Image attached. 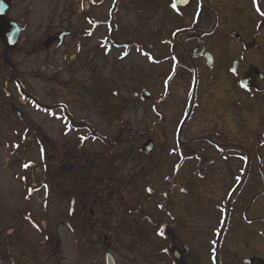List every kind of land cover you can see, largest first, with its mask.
I'll return each mask as SVG.
<instances>
[{
	"label": "rangeland",
	"instance_id": "1",
	"mask_svg": "<svg viewBox=\"0 0 264 264\" xmlns=\"http://www.w3.org/2000/svg\"><path fill=\"white\" fill-rule=\"evenodd\" d=\"M11 1L7 17L24 32L17 50L6 54L16 74L0 72V251L32 264L31 254L44 250L56 254L52 263L73 264L74 249L85 247L84 234H100L107 240L101 238L99 247L113 250L123 264H172L164 233L173 230L175 213L182 217L183 186H206L197 191L207 196L220 189L222 196L236 175L238 184L256 183L251 198L264 201V181L255 182V173L250 180L244 170L242 179L244 160L213 147L220 136L222 143L254 151L261 132L253 133L249 111L232 103L231 63L219 59L211 69L193 63L194 102L190 74L167 58L170 29L161 0ZM65 26L86 38L70 37L58 52L39 49L46 35ZM134 40L151 57L121 46ZM2 50L0 43L5 57ZM258 67L264 75V66ZM144 91L151 99H141ZM35 100L55 109H38ZM125 125L142 137L113 149L106 145L104 139ZM147 139L155 143L150 156L138 152ZM199 142L197 169L195 159L182 163L176 144L197 149ZM205 211L213 220L211 203ZM198 223L200 233L203 221ZM191 236L180 232L178 241ZM196 247L201 264L215 261L203 240ZM225 259L227 254L224 264H235Z\"/></svg>",
	"mask_w": 264,
	"mask_h": 264
},
{
	"label": "flooded vegetation",
	"instance_id": "2",
	"mask_svg": "<svg viewBox=\"0 0 264 264\" xmlns=\"http://www.w3.org/2000/svg\"><path fill=\"white\" fill-rule=\"evenodd\" d=\"M11 2L9 4L12 8ZM161 3L166 14V27L170 29V36L165 41L168 49L167 56L174 63L189 62L193 65L195 62H200L202 65H207V60L203 56V51H205L212 56L213 64L220 59L223 62L229 61L231 65L237 62L238 67L241 65L239 69L237 67L226 70L229 76L228 81L231 84L230 91L237 98L232 99V103L235 106L244 107L246 112L248 110V114L253 120L252 123L255 124V129L252 132L254 133L258 129H261V132L259 137H256L258 140L254 151L236 142L222 143L224 140L219 137L217 141L220 143L216 141L214 146L217 147V150H231L233 153L228 158L244 160L239 177H242L244 170L250 175V180L252 174L255 173L257 177L255 182L264 181V75L258 67L259 65L264 66V0H181L182 6H175V0H161ZM63 30H70L71 34L67 38L74 36L77 41L86 38L87 33L85 35L78 34L65 26V28H59L57 32L46 35L45 39L47 40L49 36ZM109 30H111L110 27ZM23 32L22 26L21 34ZM110 35L112 36V34ZM44 40L38 45L39 49L45 52L55 49L58 52L65 47L67 39L62 47H57L55 44L49 49L44 48ZM121 46L137 47L138 52H141L142 48L138 40H134L132 43L129 41L127 45L122 43ZM212 47L228 48L231 52L224 55L220 53L221 56H219L214 54ZM16 50L17 47L14 51ZM144 53L142 55L145 56L147 53L150 56L149 50ZM182 53L185 55L184 57ZM242 65H245L243 71L241 70ZM238 72L242 73L236 75ZM244 82L245 87L242 85ZM238 90H241L244 96H235L233 92ZM252 138L255 137L252 135ZM200 139L203 141L202 138ZM220 154L224 156L222 153ZM204 170L206 171V169ZM232 177L233 184L223 185L226 190L222 196L220 189L217 191L219 195H216V191L213 192L215 196L198 193L197 190L208 188L203 185L182 187V192H184V199L181 201L182 217L179 218L175 213V216L171 217L175 224L172 226L173 230L166 231L164 234L170 241L169 251L173 246L187 248V252L183 256L187 264H201L199 256L195 253V250H198L196 246L200 239L203 240L205 249L209 253L217 254L219 264L225 263L223 261L226 254L229 260H225H232L235 264H264L262 257L264 255L263 198L259 197L262 199L257 201L261 203H257L251 198V192L257 186L256 183L243 185L245 180L238 184L236 175ZM210 203L214 210L211 221L205 211L206 206H209ZM204 219L208 221L205 222ZM200 221H203V226L200 233H197L195 232L197 231L196 226L200 224L198 223ZM180 232H185L186 235L191 232V241L187 239L186 242L180 243L178 241ZM204 233L206 237L203 236ZM92 236L95 237V240L91 238ZM83 238L86 242L85 247L74 249L73 264H107L109 255L115 264H123L120 259L118 260L113 250L99 247L101 238L107 240L103 235L84 234ZM8 251H5L8 258L3 264H26L22 260L23 255L18 258ZM55 255H46L44 250H36V253L31 254L32 264H55L52 263L55 260L52 257ZM45 259L51 263H45Z\"/></svg>",
	"mask_w": 264,
	"mask_h": 264
},
{
	"label": "water",
	"instance_id": "3",
	"mask_svg": "<svg viewBox=\"0 0 264 264\" xmlns=\"http://www.w3.org/2000/svg\"><path fill=\"white\" fill-rule=\"evenodd\" d=\"M180 0H175L176 5H179ZM10 10V5L7 4L6 1L0 0V25L2 26L1 32H0V42L2 45L8 49L13 50L19 39H20V33H21V27L19 24L11 22L7 19V12ZM69 30L61 31L60 33H56L45 40L44 47L45 49L50 48L55 42H57V46L60 47L63 44L64 38L68 35H70ZM207 59V63L209 66L213 65L212 56L208 53H204V55ZM238 63L236 62L234 64V68H237ZM245 85V82H244ZM144 100L151 99L150 94L147 92L143 93ZM140 152L144 155H150L154 151V141L149 139L146 142L142 144V146L139 148ZM187 252V248L185 247H176L173 246L171 248V254L173 256L174 263L173 264H187L183 258L184 254ZM107 264H115L112 257L107 258Z\"/></svg>",
	"mask_w": 264,
	"mask_h": 264
},
{
	"label": "trees",
	"instance_id": "4",
	"mask_svg": "<svg viewBox=\"0 0 264 264\" xmlns=\"http://www.w3.org/2000/svg\"><path fill=\"white\" fill-rule=\"evenodd\" d=\"M2 53L5 55V57L0 56V57H2V61H3V64L0 65V72L8 73L10 75L16 74V71H15V68H14L13 64L8 60L7 55H6V54L9 53V51L6 50L5 48H3ZM182 56L184 57L185 55H182ZM175 68H176V70L178 72H180L181 70L182 71L183 70H186L190 74L191 77L193 76L192 71H191V66L187 62H185V63H177ZM28 98L27 99L29 101L32 100V98H30V97H28ZM120 98H121V101H125V99H123L122 97H120ZM35 102H36V104H35ZM125 102L127 103V101H125ZM32 106H37L38 109H41L43 111H47V110L53 111L55 109V108H52V107L50 108V107L41 105L40 103H38L37 100H35L32 103ZM125 127H127V128L119 129V133L116 136L110 137L108 139H104L106 145H108L110 148L113 149V148L119 147V145L122 144V143H124V142L131 143L132 141L138 140L140 137H142V133L136 132V131H134V132L131 131L128 125L127 126L125 125ZM125 130H127L126 132H127L128 135H127V140L124 141L123 135H124V131ZM179 147L181 148L180 150H182V153L184 155L183 156L184 158L182 159V163L183 162H186L187 160H193V159H195V163L196 164H194V167L197 168V169L198 168H201L199 166V164H200L199 152L201 151L199 149V147H202L201 142L198 143V148L197 149H194V148H192L189 145H187L185 147H184V145L183 146H179ZM105 164H106L105 166L111 165L110 162L105 163ZM75 168H81V167L79 165H77ZM170 191L167 192V195L168 196H170V194H171ZM76 205H77V203H76ZM162 227H164V226H162ZM5 260H6V258L0 254V261L1 262H4Z\"/></svg>",
	"mask_w": 264,
	"mask_h": 264
},
{
	"label": "bare ground",
	"instance_id": "5",
	"mask_svg": "<svg viewBox=\"0 0 264 264\" xmlns=\"http://www.w3.org/2000/svg\"><path fill=\"white\" fill-rule=\"evenodd\" d=\"M215 135V134H214Z\"/></svg>",
	"mask_w": 264,
	"mask_h": 264
}]
</instances>
